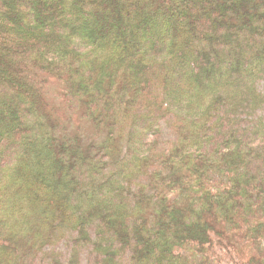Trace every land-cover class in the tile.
Segmentation results:
<instances>
[{"label":"trees","instance_id":"16d2710c","mask_svg":"<svg viewBox=\"0 0 264 264\" xmlns=\"http://www.w3.org/2000/svg\"><path fill=\"white\" fill-rule=\"evenodd\" d=\"M51 261L264 264V0H0V264Z\"/></svg>","mask_w":264,"mask_h":264},{"label":"rangeland","instance_id":"374dc122","mask_svg":"<svg viewBox=\"0 0 264 264\" xmlns=\"http://www.w3.org/2000/svg\"><path fill=\"white\" fill-rule=\"evenodd\" d=\"M176 139V131L173 128H169L166 129L163 133V138H162V142H164L163 144V150L167 149V148H171L175 142ZM48 251H62L67 253L69 251V246L67 241H64L62 243H60L57 246H53L48 248ZM64 261H66V259H64ZM52 263H48V264H55L53 261H51Z\"/></svg>","mask_w":264,"mask_h":264}]
</instances>
